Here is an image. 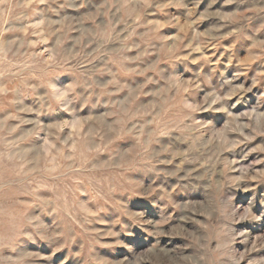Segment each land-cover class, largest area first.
I'll list each match as a JSON object with an SVG mask.
<instances>
[{
    "label": "rangeland",
    "instance_id": "374dc122",
    "mask_svg": "<svg viewBox=\"0 0 264 264\" xmlns=\"http://www.w3.org/2000/svg\"><path fill=\"white\" fill-rule=\"evenodd\" d=\"M0 264H264V0H0Z\"/></svg>",
    "mask_w": 264,
    "mask_h": 264
},
{
    "label": "clouds",
    "instance_id": "9594fccd",
    "mask_svg": "<svg viewBox=\"0 0 264 264\" xmlns=\"http://www.w3.org/2000/svg\"><path fill=\"white\" fill-rule=\"evenodd\" d=\"M186 71H191V69L190 68H187L186 67V69H185ZM232 94H234V93H229V95H232ZM227 98L228 97H219V96H216V97H214V99H216V100H227ZM185 107H188V108H191L193 111L195 110V108L193 107V105H191V104H186L185 105ZM203 106L201 105V108H202ZM219 110H221V111H226V108H221V109H219ZM189 115H191V113H189ZM139 222V221H138ZM143 223H151L150 221H144Z\"/></svg>",
    "mask_w": 264,
    "mask_h": 264
}]
</instances>
